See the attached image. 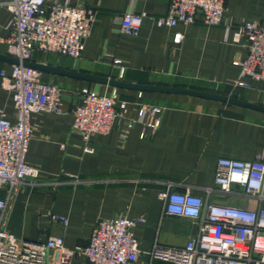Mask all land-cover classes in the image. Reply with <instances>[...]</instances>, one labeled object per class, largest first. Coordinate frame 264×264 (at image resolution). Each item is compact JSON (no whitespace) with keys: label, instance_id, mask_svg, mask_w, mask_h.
<instances>
[{"label":"crops","instance_id":"crops-1","mask_svg":"<svg viewBox=\"0 0 264 264\" xmlns=\"http://www.w3.org/2000/svg\"><path fill=\"white\" fill-rule=\"evenodd\" d=\"M53 2L97 11L96 24L80 58L37 50L31 63L129 84L209 91L264 107V83L249 89L232 85L240 73L233 63L245 59L248 52L244 44L225 43L224 24L210 27L198 16L191 26L158 28L145 19L139 34L132 37L120 33V16L134 11L164 17L171 0H46ZM226 6L224 20H233L235 28L245 22L264 23V0H226ZM12 17L0 6V56H9L6 40ZM176 34L183 36L179 44L174 42ZM13 66L0 61V113L15 122L13 98L2 88L1 79V72L10 73ZM122 68L125 73L120 79ZM42 73L44 82L62 89V113L31 116L33 133L26 162L39 168L40 178L13 190L6 210H0V226L15 238L41 245L63 237L65 250L74 251L89 244L100 220L144 218L145 223L134 229L141 251L137 264H170L151 261L154 246L183 247L197 235L198 226L194 219L165 213L158 195L169 184L176 192L190 190L211 204L264 208V202L253 198L223 195L215 185L219 159L264 158V112L190 96L117 88L120 99L131 104L128 117L116 122L108 135L87 142L73 131L81 91L91 88L104 93L113 87ZM135 103L163 110L158 130L140 123L129 127V119L137 116ZM86 148L93 152L87 153ZM210 188L214 191L207 195ZM8 195L7 188L0 190V200ZM53 216L66 218L68 224L53 221ZM72 264H87V260L78 255Z\"/></svg>","mask_w":264,"mask_h":264},{"label":"built area","instance_id":"built-area-1","mask_svg":"<svg viewBox=\"0 0 264 264\" xmlns=\"http://www.w3.org/2000/svg\"><path fill=\"white\" fill-rule=\"evenodd\" d=\"M0 6L12 14L10 36L6 40L8 55L20 61L10 73L1 72L2 88L12 95L15 122L0 113V190L8 189L7 200H0V210H6L13 190L29 180L40 178L39 168L29 165L26 157L32 140L31 116L42 113H62V89L42 80L43 73L23 66L35 51L58 54L73 59L81 57L85 42L97 21V11L85 6H70L46 0H5ZM226 0H171L168 14L153 18L134 11L118 18L120 33L135 37L145 19L158 28L191 26L201 16L205 25H225V43L242 45L247 49L243 60L233 64L240 68L239 78L232 82L236 88L249 89L254 83H264V23L245 22L235 28L233 20L225 22ZM176 34L174 42H182ZM120 64V61H116ZM125 69L122 68L120 79ZM142 97V93H139ZM131 104L119 97L117 88L108 92L85 88L81 104L74 111L73 131L85 141L94 136L108 135L116 122L126 119ZM136 118L129 127L144 124L153 131L160 127L163 110L154 106L133 104ZM158 116V118H157ZM144 137V135H143ZM87 153L93 150L86 148ZM80 181L77 180L76 184ZM217 191L223 195H243L264 202V158L241 161L221 158L215 171ZM34 186V183H32ZM160 193L167 215L197 221V235L183 247L155 245L151 261L170 264H264V208L248 210L211 204L190 190H172V184ZM214 190L207 189L210 195ZM52 220L65 226L66 218ZM3 221V218H2ZM145 223L144 218L119 217L100 220L87 246L74 251L65 250L63 237H53L36 245L12 236L0 226V264H72L82 255L87 264H137L140 243L134 229Z\"/></svg>","mask_w":264,"mask_h":264},{"label":"water","instance_id":"water-1","mask_svg":"<svg viewBox=\"0 0 264 264\" xmlns=\"http://www.w3.org/2000/svg\"><path fill=\"white\" fill-rule=\"evenodd\" d=\"M0 61L9 62L13 65H20L19 60L12 58L10 56H0ZM23 66L33 68L41 72L51 73L53 75H57V74L66 75V76H70V77L77 78L80 80H85L88 82L96 83V84L109 85L114 88L135 90V91H141V92H153V93L170 94V95L190 96L194 98L215 101V102H220V103L227 104V105H233V106H238V107H243V108H248V109L264 112L263 106H260L257 104H251L246 101L236 99L234 97L225 96L222 94L209 92V91H201V90L188 89V88L143 86V85H137V84H129V83H126L120 80H110V79L100 78V77L86 75V74L64 71V70H60L56 68H51L48 66L31 63L28 61L23 62Z\"/></svg>","mask_w":264,"mask_h":264}]
</instances>
